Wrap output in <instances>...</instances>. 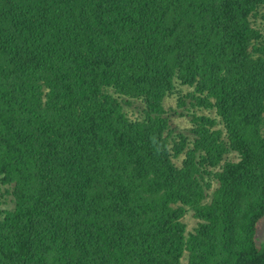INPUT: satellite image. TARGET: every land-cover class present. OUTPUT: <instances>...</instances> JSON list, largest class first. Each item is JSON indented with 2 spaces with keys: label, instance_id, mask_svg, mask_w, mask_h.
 Masks as SVG:
<instances>
[{
  "label": "trees",
  "instance_id": "16d2710c",
  "mask_svg": "<svg viewBox=\"0 0 264 264\" xmlns=\"http://www.w3.org/2000/svg\"><path fill=\"white\" fill-rule=\"evenodd\" d=\"M260 18L264 0H0V264H264Z\"/></svg>",
  "mask_w": 264,
  "mask_h": 264
},
{
  "label": "rangeland",
  "instance_id": "374dc122",
  "mask_svg": "<svg viewBox=\"0 0 264 264\" xmlns=\"http://www.w3.org/2000/svg\"><path fill=\"white\" fill-rule=\"evenodd\" d=\"M254 24H255V28L264 36V20H262L261 18L259 20H254ZM182 94L185 95L184 93H182ZM183 95H181V96H183ZM176 100H177V97L175 96V94H173V95L171 94V96H169L167 98V100H166V105L167 106H174L175 103H176ZM197 114L204 115V116H209L211 118H216L217 121L220 124V120L216 116L214 110L201 109V110H197ZM174 121L176 122V124L180 123L181 128L184 129V130H188V128H190V126H191L187 119H178L177 118ZM221 126H219V128ZM227 158L229 160L233 159L234 158V154L228 155ZM176 165L178 167H180L179 161L176 162ZM219 171H220L219 168L214 169L212 171V175H210L211 178L209 180V184H210L209 195L213 194L216 191L217 187H218L217 182H216V180L214 178V174L218 173ZM0 195H1L0 196V210L3 211V210H11V209H13L14 208V204L11 201V198L8 195H6V192L3 191ZM208 198H210V196ZM182 222L185 224L186 231H191L196 225L195 224L196 221L192 218L191 213L188 212V211L184 215V217L182 218ZM258 234L260 235L261 238H264V220H263V223L259 224V226H258ZM181 262H182V264H186V262H187V256L186 255L183 256V258L181 259Z\"/></svg>",
  "mask_w": 264,
  "mask_h": 264
}]
</instances>
